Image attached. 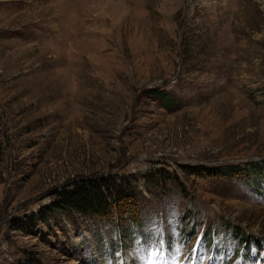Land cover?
Here are the masks:
<instances>
[{
    "label": "rangeland",
    "instance_id": "obj_1",
    "mask_svg": "<svg viewBox=\"0 0 264 264\" xmlns=\"http://www.w3.org/2000/svg\"><path fill=\"white\" fill-rule=\"evenodd\" d=\"M0 141V264H264V0H0Z\"/></svg>",
    "mask_w": 264,
    "mask_h": 264
},
{
    "label": "trees",
    "instance_id": "obj_2",
    "mask_svg": "<svg viewBox=\"0 0 264 264\" xmlns=\"http://www.w3.org/2000/svg\"><path fill=\"white\" fill-rule=\"evenodd\" d=\"M166 99L167 102L165 104L167 106H176L177 102L175 99L167 96ZM1 146L2 144L0 141V150ZM110 182H112L110 178H106L105 180L101 178L83 180L71 188L59 192L60 197L57 205L61 208L68 207L81 212H92L97 215H103L110 214L115 209L113 208L115 205L110 202L113 199H122L123 201L128 200L127 202L135 204L136 195L127 190L113 189L112 191H108L106 195L105 189L110 188Z\"/></svg>",
    "mask_w": 264,
    "mask_h": 264
},
{
    "label": "bare ground",
    "instance_id": "obj_3",
    "mask_svg": "<svg viewBox=\"0 0 264 264\" xmlns=\"http://www.w3.org/2000/svg\"><path fill=\"white\" fill-rule=\"evenodd\" d=\"M141 261H142V260H139L138 264H144V263H142Z\"/></svg>",
    "mask_w": 264,
    "mask_h": 264
}]
</instances>
